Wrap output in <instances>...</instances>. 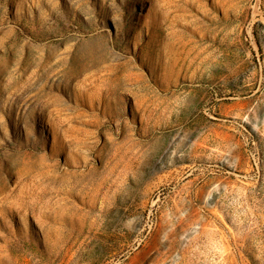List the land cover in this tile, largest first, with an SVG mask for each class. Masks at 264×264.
<instances>
[{"label":"rangeland","instance_id":"rangeland-1","mask_svg":"<svg viewBox=\"0 0 264 264\" xmlns=\"http://www.w3.org/2000/svg\"><path fill=\"white\" fill-rule=\"evenodd\" d=\"M0 264H264V0H0Z\"/></svg>","mask_w":264,"mask_h":264}]
</instances>
